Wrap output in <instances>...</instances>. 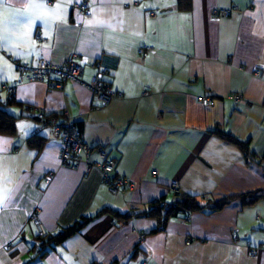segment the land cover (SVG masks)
<instances>
[{
    "label": "crops",
    "instance_id": "crops-1",
    "mask_svg": "<svg viewBox=\"0 0 264 264\" xmlns=\"http://www.w3.org/2000/svg\"><path fill=\"white\" fill-rule=\"evenodd\" d=\"M80 1L90 17L74 8ZM220 8L229 13L212 14ZM144 46L151 49L140 54ZM70 53L83 64L80 82L50 89L18 79L14 61L59 63ZM94 63L122 93L99 107L86 85ZM9 99L16 119L14 134L0 133V264H264V199L243 205L238 197L264 191V0H191L189 9L177 0H0V100ZM35 107L46 115L67 109L132 188L112 194L98 169L61 165L60 140L39 128ZM217 131L247 141L262 159L246 161ZM185 195L233 198L213 212H190L187 222L171 217L152 233L157 218L134 215ZM105 207L132 216L100 214L36 255L37 236Z\"/></svg>",
    "mask_w": 264,
    "mask_h": 264
},
{
    "label": "built area",
    "instance_id": "built-area-1",
    "mask_svg": "<svg viewBox=\"0 0 264 264\" xmlns=\"http://www.w3.org/2000/svg\"><path fill=\"white\" fill-rule=\"evenodd\" d=\"M74 8L81 14L83 18L90 17L91 9L86 1H80L74 5ZM228 9H213L212 14L227 15ZM151 49L150 46H144L139 49L140 54H145ZM14 64L19 71V80L24 78L43 81L50 89H62L65 81H81L83 73V64L76 53H70L61 62L55 63L46 59H39L34 64L21 63L14 61ZM96 71L86 83L91 90L94 101L97 102L95 107L104 106L114 98L122 97L120 91L114 90L110 82L106 79L108 71L106 67L94 63ZM259 72L255 71V75ZM228 98L234 103H243L244 98L240 94H230ZM198 100L204 106L212 105L213 101L208 96H198ZM36 117L38 118L39 128L47 129L52 135L60 140V163L63 166L76 169L83 166L84 172H88L91 168H96L101 173L104 184L112 194H117L132 188V183L121 176L115 174L116 159L108 155L102 144L95 146L89 145L85 140L82 130L73 120L70 112L67 109L62 110L59 115H46L40 108L35 107ZM96 155L95 159H91V153ZM51 180V173H46L43 176V182L48 184ZM168 190L172 193L179 191V185L176 181H171L168 184ZM163 203V201H160ZM177 218L182 222H187L190 219V212H180ZM30 221L35 223L40 232L43 229L37 219L35 213L30 215ZM235 239V233H232ZM38 245V243H36ZM264 248V243L261 244ZM97 264V263H93Z\"/></svg>",
    "mask_w": 264,
    "mask_h": 264
},
{
    "label": "trees",
    "instance_id": "trees-1",
    "mask_svg": "<svg viewBox=\"0 0 264 264\" xmlns=\"http://www.w3.org/2000/svg\"><path fill=\"white\" fill-rule=\"evenodd\" d=\"M177 6L181 9H189L191 6V0H177ZM13 102L12 99L7 100L6 102H2L0 100V133L12 135L15 132V119L16 116L9 114L6 110V106ZM48 116L54 114H47ZM57 115V114H55ZM59 115V114H58ZM79 126V125H78ZM80 128V127H79ZM219 136L225 140L231 141L236 144L244 153V157L247 160H257L258 162L262 159V157L256 156L249 148L248 142L240 140L228 133L217 131ZM36 134H33L30 139L36 137ZM40 145L43 142V139L40 140ZM241 199L243 205H250L256 202L258 199H264V191H251L242 193L238 195ZM233 197L226 196L218 200L206 199L203 203H200L195 196L185 195L175 198L172 202H160V200L154 201L150 204L147 210H143L140 212H136L134 215H144V216H153L158 220V225L156 228L149 231V233L156 232L162 230L171 217H177L180 212H193V211H208L213 212L221 209L224 205H226ZM111 213L117 219L128 220L132 215L130 214H122L116 211H113L109 208H102L97 211L95 214L90 216H83L80 219L76 220L71 225L64 227L62 230L55 234H44L37 236V240L39 241L37 245L36 255L44 254L49 248L54 247V245L60 243L68 236L74 234L78 230H80L85 224H87L94 217L103 214V213ZM138 249L136 248L135 253H137ZM28 264V262L24 263Z\"/></svg>",
    "mask_w": 264,
    "mask_h": 264
}]
</instances>
